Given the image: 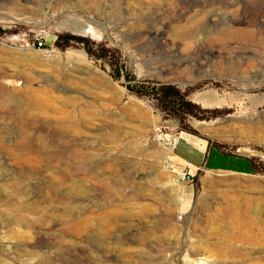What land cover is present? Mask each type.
Segmentation results:
<instances>
[{"label":"rangeland","instance_id":"rangeland-1","mask_svg":"<svg viewBox=\"0 0 264 264\" xmlns=\"http://www.w3.org/2000/svg\"><path fill=\"white\" fill-rule=\"evenodd\" d=\"M0 7V264H264V174L186 182L168 161L189 128L264 164V0ZM73 21L93 32L63 28ZM60 34L83 40L56 45ZM148 84L184 97L131 90ZM212 92L218 106L194 99Z\"/></svg>","mask_w":264,"mask_h":264},{"label":"crops","instance_id":"crops-1","mask_svg":"<svg viewBox=\"0 0 264 264\" xmlns=\"http://www.w3.org/2000/svg\"><path fill=\"white\" fill-rule=\"evenodd\" d=\"M6 8L0 7V18L6 17ZM212 147L211 143L205 139L179 131L171 142V151L168 156L169 165L172 172L182 179L186 174L189 179L186 182L193 181L201 174L210 172H230L234 174L249 175L251 164L247 155H229L222 150ZM231 157L237 159V168H227L222 163Z\"/></svg>","mask_w":264,"mask_h":264},{"label":"bare ground","instance_id":"bare-ground-1","mask_svg":"<svg viewBox=\"0 0 264 264\" xmlns=\"http://www.w3.org/2000/svg\"><path fill=\"white\" fill-rule=\"evenodd\" d=\"M63 28H66V29H68V30H70V31H72L73 33H76V34H82V35H87V34H91L92 32H93V28H92V26L91 25H89V24H87L86 22H84V21H73L71 24H69V25H66L65 27H63ZM221 31V30H220ZM223 31V30H222ZM222 31H221V34H222ZM225 31V30H224ZM223 31V32H224ZM228 31V30H227ZM226 33V32H225ZM212 34V33H211ZM220 34V33H219ZM224 34V33H223ZM194 99H196L198 102H201L204 106H206V107H212V106H218L219 105V102L217 101V98H216V95H215V93L214 92H212V93H209V94H201V95H199V96H195L194 97ZM219 101H221V100H219ZM27 105H28V114L29 115H32V114H34L33 113V109L35 108L34 107V104L30 101V100H27ZM220 105H221V103H220ZM27 115V114H26ZM37 116V115H36ZM34 117V116H33ZM41 117H43V116H41ZM50 118V117H49ZM63 118V117H62ZM48 119V118H47ZM56 119H57V121L59 122V124L62 122V121H60L59 120V117L57 118L56 117ZM64 119L65 120H63V121H66L67 123H68V125L66 126V128H68V129H66L65 131H64V133L66 134H64L65 135V137H66V139H67V141H69V136H71V137H75L74 136V134H75V130H71V128H72V124H71V122H70V117L67 115V116H65L64 117ZM53 120V119H52ZM51 120V121H52ZM62 120V119H61ZM63 135V136H64ZM71 139V138H70ZM71 142V141H70ZM83 143V145L85 144V141L84 142H82ZM68 144H69V142H68ZM72 144V143H71ZM171 144V143H170ZM70 145V144H69ZM170 149H171V147H170ZM63 154V153H62ZM23 155H21L20 157H22ZM75 156V155H74ZM86 156V155H85ZM85 156H83V158L85 159ZM71 157V156H70ZM74 168L75 167H73V168H71L70 167V165L69 164H65L62 168H60L59 169V174H60V177L63 179L62 180V182H65L67 179H70L71 177H73V175H74ZM77 169H78V167H77ZM81 169L83 170L84 168L81 166ZM77 189V190H76ZM75 189V191L77 192V194H86L87 193V189L86 188H76ZM74 191V192H75ZM71 194H73V192H71ZM74 196V195H73ZM180 199V198H179ZM230 199V198H229ZM201 200V199H200ZM199 200V201H200ZM237 201V200H236ZM201 202V201H200ZM234 202V201H233ZM239 204V203H238ZM240 205V204H239ZM235 206V205H234ZM220 210H222V209H220ZM228 210V209H227ZM234 210V209H233ZM221 212V211H220ZM229 212V211H228ZM237 214V213H236ZM242 217V216H241ZM245 217V216H244ZM229 218H231L230 216H229ZM86 219V218H85ZM226 219V218H225ZM84 219H82V221H80V220H73L72 222H70L69 223V225L68 226H66V228L65 229H67V230H65V231H67V232H69L71 235H75V234H77L78 232H79V229H82V228H80V225H82V223L84 222L83 221ZM243 220V219H242ZM241 221V220H240ZM88 222V221H87ZM86 223V222H85ZM84 223V224H85ZM220 223H222V222H220ZM236 224V223H235ZM241 225V224H240ZM243 225V224H242ZM236 226V225H235ZM86 227V226H85ZM237 227V226H236ZM245 227V226H244ZM239 228V227H238ZM233 229V228H232ZM241 229V228H240ZM86 230V229H85ZM235 230V229H234ZM242 230V229H241ZM82 231V230H81ZM213 233V232H212ZM215 233V232H214ZM82 234V233H81ZM236 234V233H235ZM243 234V233H242ZM77 236V235H76ZM83 236V235H82ZM240 236H242V235H240ZM220 237V236H219ZM237 237V236H236ZM78 238V237H77ZM248 238V237H247ZM135 239V238H134ZM138 239H140V238H138ZM77 240V239H76ZM79 240V239H78ZM81 240V239H80ZM219 241V240H218ZM139 242V241H138ZM139 244V243H138Z\"/></svg>","mask_w":264,"mask_h":264},{"label":"trees","instance_id":"trees-1","mask_svg":"<svg viewBox=\"0 0 264 264\" xmlns=\"http://www.w3.org/2000/svg\"><path fill=\"white\" fill-rule=\"evenodd\" d=\"M65 37H66V39H71V40H77V41L83 40L82 38H79L76 36H72V35H66L65 36V35L60 34L57 36L55 44L60 45L61 40H63ZM145 87H147V89H149V91L144 92L140 88H137V90L136 89L135 90L131 89V90H133L138 95H145V96H150V97H152L153 95H162V94H165L169 97L174 96L175 98H183L184 97V94L181 93L175 85L156 86V85L148 84ZM141 88L143 89L144 86L142 85ZM181 130L183 132L196 135L202 139L209 141L211 143L212 147H215L216 149L222 150L223 153H225V154L237 155L236 153H229V152L224 151L222 149L221 144H219L218 142H215V141H210L208 138L200 135L196 130L189 129V128H181ZM248 160H249V163L251 164L250 173H263L264 174V164L258 163L254 157H248ZM196 179H197V177L194 180H196Z\"/></svg>","mask_w":264,"mask_h":264},{"label":"built area","instance_id":"built-area-1","mask_svg":"<svg viewBox=\"0 0 264 264\" xmlns=\"http://www.w3.org/2000/svg\"><path fill=\"white\" fill-rule=\"evenodd\" d=\"M35 43H37L38 47H41L45 44V38L43 36L37 37ZM183 178L189 179V177L186 174H184Z\"/></svg>","mask_w":264,"mask_h":264}]
</instances>
